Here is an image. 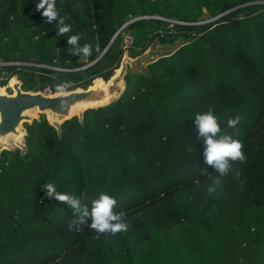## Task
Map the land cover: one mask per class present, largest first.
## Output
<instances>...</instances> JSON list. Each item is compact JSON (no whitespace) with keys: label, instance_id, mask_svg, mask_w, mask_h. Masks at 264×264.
<instances>
[{"label":"trees","instance_id":"trees-1","mask_svg":"<svg viewBox=\"0 0 264 264\" xmlns=\"http://www.w3.org/2000/svg\"><path fill=\"white\" fill-rule=\"evenodd\" d=\"M38 2L0 0V85L17 75L26 90L87 88L125 52L183 42L129 69L114 101L60 129L41 113L24 123L25 149L0 152V264H264V0H57L64 36ZM74 34L91 56L69 50ZM209 109L246 155L213 195L194 122ZM47 182L89 212L110 194L127 231L96 233L90 215L68 231L79 214L47 198Z\"/></svg>","mask_w":264,"mask_h":264},{"label":"clouds","instance_id":"clouds-1","mask_svg":"<svg viewBox=\"0 0 264 264\" xmlns=\"http://www.w3.org/2000/svg\"><path fill=\"white\" fill-rule=\"evenodd\" d=\"M36 10L41 11L47 23L56 22L58 35L64 36L72 31L71 25L65 23L67 18L62 16L57 8V0H39ZM80 40V34L68 36L67 43L71 46L69 50L74 51L78 56H91V45L85 43L80 46ZM57 87L63 90L70 87V83L65 82ZM194 122L198 129V135L205 145V163L213 167L218 173L213 183L207 188L208 195H213L220 187V178L229 175L233 171V164L237 161L243 163L246 160V155L243 151L244 145L242 141L235 139L231 134L222 133L221 123L212 109L203 113H195ZM239 122V116L229 118L227 127L234 129ZM42 187L47 198H54L59 203H66L73 209L74 215L79 214L78 219H73L68 224V231H82L89 215L91 216L89 227L95 230L96 233L110 232L116 234L127 231L128 224L124 222L126 211L123 209L116 210L117 200L110 194L99 193V198L91 201L92 208L91 212H89L88 207L82 204L80 196L59 192L56 185L52 182H47ZM85 195L84 193L81 194V196Z\"/></svg>","mask_w":264,"mask_h":264},{"label":"water","instance_id":"water-1","mask_svg":"<svg viewBox=\"0 0 264 264\" xmlns=\"http://www.w3.org/2000/svg\"><path fill=\"white\" fill-rule=\"evenodd\" d=\"M141 58L140 55L132 57L125 52L118 72L114 71L108 80L101 76L97 77L99 78L97 85L91 84L87 88L53 91L47 87L26 90L17 75H13L8 85L13 91L8 92L5 89L0 91V152L13 147L26 148L27 130L24 123H31L35 118H39L41 113H45L48 121L60 129L61 124L73 116L77 115L82 119L86 109L114 101L125 88V75L129 70L127 63H136ZM21 138L24 140L23 143L20 141Z\"/></svg>","mask_w":264,"mask_h":264},{"label":"rangeland","instance_id":"rangeland-1","mask_svg":"<svg viewBox=\"0 0 264 264\" xmlns=\"http://www.w3.org/2000/svg\"><path fill=\"white\" fill-rule=\"evenodd\" d=\"M126 40L128 41L130 40V36L128 34L126 35ZM182 42H183V39H178L174 43H169V44H161L158 41H155L146 49V51L143 54L140 55L142 58L139 61H137L136 63L128 62L127 67L128 69H131V70H146V65L149 62L156 59L160 55L171 52ZM149 50L151 52L148 54V56H145V53H147V51ZM8 85H9V82L6 85H0V86H2L3 89L7 90L8 92H12L13 88ZM21 148L24 149L25 147H21Z\"/></svg>","mask_w":264,"mask_h":264},{"label":"bare ground","instance_id":"bare-ground-1","mask_svg":"<svg viewBox=\"0 0 264 264\" xmlns=\"http://www.w3.org/2000/svg\"><path fill=\"white\" fill-rule=\"evenodd\" d=\"M150 52H151L150 50L147 51V53H145V56H148V54H149ZM119 69H120V67L116 68L115 71L118 72ZM98 82H99V78H96V79L94 80V83H93V84H94V85H97ZM104 83L107 84L106 81H105ZM94 85H93V86H94ZM0 91H3V87H2V86H0ZM47 112H48V111H47ZM20 141H22V143L24 142V140H22V138L20 139Z\"/></svg>","mask_w":264,"mask_h":264}]
</instances>
